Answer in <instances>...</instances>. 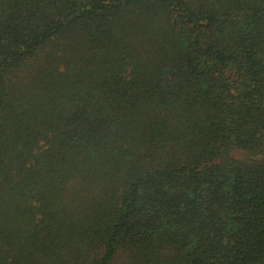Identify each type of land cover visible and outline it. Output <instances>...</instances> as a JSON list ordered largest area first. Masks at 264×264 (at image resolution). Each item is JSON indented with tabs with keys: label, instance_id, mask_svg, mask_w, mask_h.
Returning <instances> with one entry per match:
<instances>
[{
	"label": "trees",
	"instance_id": "1",
	"mask_svg": "<svg viewBox=\"0 0 264 264\" xmlns=\"http://www.w3.org/2000/svg\"><path fill=\"white\" fill-rule=\"evenodd\" d=\"M0 264H264V0H0Z\"/></svg>",
	"mask_w": 264,
	"mask_h": 264
}]
</instances>
